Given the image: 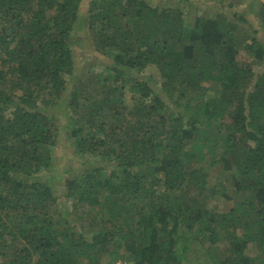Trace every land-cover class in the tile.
I'll use <instances>...</instances> for the list:
<instances>
[{
    "label": "trees",
    "instance_id": "16d2710c",
    "mask_svg": "<svg viewBox=\"0 0 264 264\" xmlns=\"http://www.w3.org/2000/svg\"><path fill=\"white\" fill-rule=\"evenodd\" d=\"M180 3L0 0V264H264V68L238 60L264 63V3ZM79 55L104 73L69 79ZM149 65L127 120L118 82ZM59 125L101 160L55 188Z\"/></svg>",
    "mask_w": 264,
    "mask_h": 264
},
{
    "label": "rangeland",
    "instance_id": "374dc122",
    "mask_svg": "<svg viewBox=\"0 0 264 264\" xmlns=\"http://www.w3.org/2000/svg\"><path fill=\"white\" fill-rule=\"evenodd\" d=\"M93 0H88V2ZM101 1V0H99ZM108 1V0H103ZM150 4L155 5L157 7H163V8H179L181 9L183 7V4L180 3L182 0H147ZM194 2V5L191 7L189 6L187 10L188 17L185 19L186 22H189L193 20L195 15L200 14H208L210 16H216L218 13L230 15V17L234 16L233 14L235 12H245L247 13L248 20H253L252 16H255L256 10L259 8L260 3H264V0H228L224 7H220L218 4H213L210 2V0H191ZM214 2V1H213ZM230 2H235L236 10L230 9L229 4ZM197 3V5H196ZM228 6V7H227ZM191 14V16H189ZM87 15H84V18L86 19ZM232 21H238L235 20V17L230 18ZM244 28H248V25H244V23L239 22ZM97 29L100 30V27L97 26ZM89 35V34H88ZM258 37L261 38L262 42H264V34L258 35ZM15 44L12 45V47ZM238 60L245 63H253L254 70L256 73L261 71L264 68V63L261 62H254L253 59L248 57V55L241 51ZM103 62L96 63L95 59H90L88 57L79 55L76 56V66L77 69L73 70V75H68L67 77L70 79L76 78L77 75H80L81 79L90 77H95L96 75H100L104 73L105 67H103ZM138 80H137V79ZM136 78H133L134 80L130 82V84H124L122 85L121 82H118L119 86H123V96L120 100V103L117 104L121 108L124 107L127 111H125L124 115L126 119H130L131 116L129 115L130 110H132L133 106L136 105L135 101L136 99L133 98V90H131V86L135 85V83H138V81L143 82L146 81L150 83V85H154L156 88H160V85L162 83V78L160 77V74L158 72V69L154 65H149L145 70H143L141 73L136 75ZM141 79V80H140ZM86 94L83 96L85 99L88 98V96L94 95L97 96L95 93V90L93 89V86L87 85L85 87ZM94 90V91H93ZM98 97V96H97ZM137 101H139L137 99ZM136 101V102H137ZM65 108V113L69 114L70 108L66 107V105H63ZM119 118L122 120V118L119 116ZM120 120V121H121ZM58 123V121L56 122ZM56 145L51 147V151L54 158V163L51 169L47 172L48 174L45 176V178L52 184L53 187H59L61 181L63 182L66 177H68L70 174L79 173L83 170H85V164L87 165L89 162H96L100 161V157H94L93 155L84 154L83 156L80 154L74 153V147L73 142L74 138L70 136L69 131L62 132V126L59 125V129L56 132ZM220 170L217 169L214 171L215 177L212 178V180H215L217 175H219ZM223 199L218 197L217 200H211L208 201L204 206V211L206 212H212L216 210L218 206H225L222 202ZM69 209H71V205L69 206ZM243 233L242 230L239 231V234L241 235ZM248 254L250 256H255L259 254L258 250L255 248L254 245H250L248 249Z\"/></svg>",
    "mask_w": 264,
    "mask_h": 264
},
{
    "label": "built area",
    "instance_id": "2783aa9c",
    "mask_svg": "<svg viewBox=\"0 0 264 264\" xmlns=\"http://www.w3.org/2000/svg\"><path fill=\"white\" fill-rule=\"evenodd\" d=\"M115 264H127L126 262H122V261H120V262H117V263H115Z\"/></svg>",
    "mask_w": 264,
    "mask_h": 264
}]
</instances>
